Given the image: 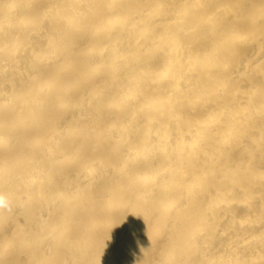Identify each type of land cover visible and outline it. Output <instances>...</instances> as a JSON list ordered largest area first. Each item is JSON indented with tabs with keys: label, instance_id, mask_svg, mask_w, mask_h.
I'll return each mask as SVG.
<instances>
[{
	"label": "bare ground",
	"instance_id": "1",
	"mask_svg": "<svg viewBox=\"0 0 264 264\" xmlns=\"http://www.w3.org/2000/svg\"><path fill=\"white\" fill-rule=\"evenodd\" d=\"M0 264H264V0H0Z\"/></svg>",
	"mask_w": 264,
	"mask_h": 264
},
{
	"label": "clouds",
	"instance_id": "2",
	"mask_svg": "<svg viewBox=\"0 0 264 264\" xmlns=\"http://www.w3.org/2000/svg\"><path fill=\"white\" fill-rule=\"evenodd\" d=\"M11 210H12L11 202L6 197L0 195V212L11 211Z\"/></svg>",
	"mask_w": 264,
	"mask_h": 264
}]
</instances>
